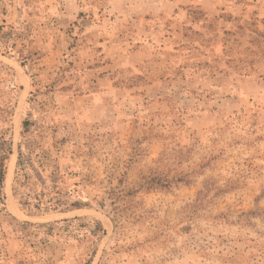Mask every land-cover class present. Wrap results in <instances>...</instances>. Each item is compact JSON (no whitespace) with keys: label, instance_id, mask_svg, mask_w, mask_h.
I'll return each mask as SVG.
<instances>
[{"label":"rangeland","instance_id":"1","mask_svg":"<svg viewBox=\"0 0 264 264\" xmlns=\"http://www.w3.org/2000/svg\"><path fill=\"white\" fill-rule=\"evenodd\" d=\"M4 44L0 264H264V0H0Z\"/></svg>","mask_w":264,"mask_h":264},{"label":"trees","instance_id":"2","mask_svg":"<svg viewBox=\"0 0 264 264\" xmlns=\"http://www.w3.org/2000/svg\"><path fill=\"white\" fill-rule=\"evenodd\" d=\"M16 44L13 46H9L8 44L0 45V53L5 55L10 54V49L16 48ZM30 58H23L20 60V64L23 68L27 67L29 64H33V62L29 61ZM59 82L56 81L51 85V88L55 87ZM32 96L34 93H31ZM33 101H36L34 98H30L28 103H33ZM30 126V120L25 119L23 121V129L27 130ZM13 142L12 139L9 137V134H1L0 135V215L7 212L6 210V196H5V178L8 174V164L10 161V158L13 155ZM30 157L25 155L23 152L20 151L19 153V159L17 164V170L16 175L22 177L21 184L23 186H28L31 179L34 177L33 174H31L30 171H32V167L30 165ZM19 178V177H18ZM17 179V178H16ZM51 186H53L52 190H57L58 182H50ZM35 186H40L41 190L40 192H36L35 194H27L23 196L24 200L23 202H20L21 206L25 208L26 212L36 211L40 213L45 214H52V213H70L77 210H83V209H92V203L90 202H62V200H57L54 196H51L53 192H50V189L47 184H40V182H37ZM56 188V189H55ZM55 194H59V192H55ZM50 197V199L46 200L47 197ZM80 218H74V219H66L61 221H56L50 224H43L38 225V227H46L52 230L54 227H57L61 224L65 223H73L75 221H79ZM97 225H100V222L98 220H94ZM29 224V223H27ZM32 226V224H29ZM103 233H105L104 230L101 229Z\"/></svg>","mask_w":264,"mask_h":264},{"label":"bare ground","instance_id":"3","mask_svg":"<svg viewBox=\"0 0 264 264\" xmlns=\"http://www.w3.org/2000/svg\"><path fill=\"white\" fill-rule=\"evenodd\" d=\"M13 170H14V162H12L11 166H10V175L13 174ZM13 176V175H12ZM11 176V177H12Z\"/></svg>","mask_w":264,"mask_h":264}]
</instances>
